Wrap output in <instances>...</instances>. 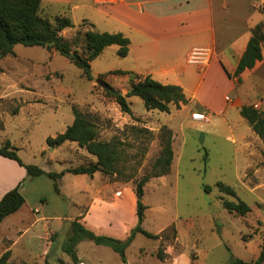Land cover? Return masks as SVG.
I'll list each match as a JSON object with an SVG mask.
<instances>
[{
	"label": "rangeland",
	"instance_id": "obj_1",
	"mask_svg": "<svg viewBox=\"0 0 264 264\" xmlns=\"http://www.w3.org/2000/svg\"><path fill=\"white\" fill-rule=\"evenodd\" d=\"M42 6L45 9L43 3ZM43 15L54 17L44 10ZM73 29L62 33L63 36L72 39L77 31L85 32L90 27L79 24ZM117 51L118 46H110L91 63L92 81L83 77L71 60L58 53L53 56V51L49 53L42 47L16 45L15 55L0 59V126L3 127L0 146L10 141L18 148L23 162L48 172L61 173L95 162V156L78 144L55 147L46 142L48 137L65 132L73 124L72 108L77 106L91 116L100 139L116 142L122 153L118 165L120 174L100 173L91 181L87 175L67 173L58 181L59 192L46 176L37 177L36 186H29L31 182H28L24 209L27 214L22 213L24 221L15 223L16 227L6 224L0 228V251L12 244L4 236L15 241L17 227L24 230L33 219L46 216V221L31 226L29 233L17 241L10 259L12 264H124L111 248L88 240L78 244L75 262L62 249L70 234L69 220L85 216L99 188L105 189L104 192L113 189L117 195L124 188L135 190L136 183L152 171L167 139L166 132L171 131L174 152L171 171L166 176L150 179L143 198L147 206L143 228L160 238L153 240L138 234L126 251L127 264H229L232 258L256 260L264 243V206L259 204L258 194L242 188L233 148L228 143L221 145L219 138L210 136L213 125L208 123L197 129L186 126L183 133L178 129L174 133L159 118L145 113L126 116L98 80L101 78L128 94L130 76L115 74V71L126 69L130 60L119 57ZM24 91L36 98L29 102L38 107L30 117L17 114L25 106L17 93ZM131 97L139 101L135 104L136 110L144 112L143 101L137 96ZM172 114L179 127L183 117L176 112ZM218 182L233 187L253 211L246 217L226 211L220 197L235 199L219 193ZM107 185L110 187L106 190ZM205 186L212 187V192L207 193ZM114 199L112 194L111 200ZM95 216L109 219L113 214L99 207ZM136 226L137 223L128 236ZM108 232L113 238L128 237L121 231ZM159 251L164 253V260L158 258Z\"/></svg>",
	"mask_w": 264,
	"mask_h": 264
},
{
	"label": "crops",
	"instance_id": "obj_2",
	"mask_svg": "<svg viewBox=\"0 0 264 264\" xmlns=\"http://www.w3.org/2000/svg\"><path fill=\"white\" fill-rule=\"evenodd\" d=\"M42 3L44 11L54 16L65 15L75 26L88 21L97 32L122 33L129 38L131 44L126 57L130 60L129 65L116 71L132 73L141 78L151 77L163 85L179 86L189 101L179 109L172 105L169 113L146 109L139 112L135 108L139 102L137 98L128 97L133 115L145 113L159 118L174 133L176 129L183 133L186 126L197 129L204 124L193 120L192 114L210 117L208 124L213 125L210 136L216 140L219 138L221 145L228 143L233 148L242 188L250 194H258V202L264 206V141L241 115V109L245 106H253L264 113V42L263 59L254 68L236 75L252 37V29L259 24L264 25V0H42ZM68 30L74 29H67L63 33ZM197 47L213 51L210 66L205 71L187 61L189 51ZM52 51L48 52L53 56L57 54L55 50ZM17 96L25 104L17 114L32 116L38 107L29 102L36 98L27 91L17 93ZM174 112L183 117L179 127L175 124ZM72 144L76 146L77 143ZM204 149L207 150V147ZM98 174L89 176L90 180L94 181ZM28 182L32 187L39 183L38 178L28 176L26 169L18 162L0 156V200L18 185L25 198L23 207L8 216L0 228L6 224L16 227L15 223L24 221L21 219H24L23 212L27 214L24 209ZM109 187L107 185L106 190ZM103 190L99 188L96 191L80 221L98 235L108 236V231H121L127 237L137 223L138 200L135 190L124 188L118 192L119 195L113 189ZM112 194L114 200H111ZM109 199L111 202H108ZM99 207L108 209L113 217H96ZM35 211L39 213L38 209ZM46 220V216L33 219L30 227ZM30 227L24 230L17 227L18 238L15 241L4 236L12 244L3 246L0 257L7 251L11 252L12 257L17 241L29 233ZM36 237L42 238L40 235Z\"/></svg>",
	"mask_w": 264,
	"mask_h": 264
},
{
	"label": "trees",
	"instance_id": "obj_3",
	"mask_svg": "<svg viewBox=\"0 0 264 264\" xmlns=\"http://www.w3.org/2000/svg\"><path fill=\"white\" fill-rule=\"evenodd\" d=\"M89 26L85 32L77 31L72 39L65 38L62 33L71 28H75L72 20L67 16L56 15L49 18L43 15L42 0H0V59L10 55H15L14 47L23 45L26 47H42L48 51L55 50L61 56L71 60L81 71L82 76L88 81L93 80L91 63L96 60L106 48L118 46L117 55L125 58L129 54L130 40L122 33H100L93 29V24L83 21L80 26ZM264 42V25L259 24L252 29V37L247 49L243 54L238 66L236 75H240L247 69L255 67L257 62L263 59L262 44ZM115 74L130 75V89L124 95L122 91L106 84L98 79L106 88L107 94L112 97L120 106L121 110L132 115L128 97H139L147 111L156 110L169 113L172 105L178 109L189 101L183 89L176 85H163L151 77L141 78L132 73L115 71ZM74 122L65 132L55 137H49L46 142L48 146L59 147L67 142L77 143L89 154L95 156L96 161L88 165L76 168H69L61 173L46 172L36 165H26L18 155V148L10 141L0 146V156L15 160L24 167L28 176L37 178L46 176L50 178L59 192L58 181L67 173L74 175L94 176L102 173L104 176L120 174L118 165L121 161L122 153L119 145L114 141H104L100 139L95 122L88 113L83 112L77 106L72 108ZM242 117L249 123L253 130L264 141V113L258 112L253 106H245L241 109ZM0 129H3L0 126ZM167 131V130H166ZM167 139L163 142V149L160 156L155 161L150 174L140 179L135 186L137 196V226L133 228L130 235L125 239H117L111 236L98 235L89 230L80 219L71 222L70 234L62 246L65 253L78 261L77 246L82 241H92L96 245L106 246L118 253L124 264H127L126 251L134 242L138 234L153 240H158L159 235L149 233L143 228L145 212L147 206L143 202L145 186L152 178H160L170 173L174 152L172 148V133L167 131ZM208 158H205V163ZM219 193L230 196L235 201H229L220 197L223 208L231 214L246 217L251 211V207L238 196L236 190L223 183L216 185ZM207 193L212 192V187L205 186ZM25 204V198L20 192V185L4 195L0 200V226L10 215L19 211ZM160 260H164V253L157 254ZM11 252L7 251L0 257V264L10 263ZM24 264V263H23ZM46 264H50L46 262ZM229 264H264V243L260 256L256 260L244 261L239 258H232Z\"/></svg>",
	"mask_w": 264,
	"mask_h": 264
},
{
	"label": "built area",
	"instance_id": "obj_4",
	"mask_svg": "<svg viewBox=\"0 0 264 264\" xmlns=\"http://www.w3.org/2000/svg\"><path fill=\"white\" fill-rule=\"evenodd\" d=\"M213 58V51L210 48H193L187 55V61L190 65L197 66L201 71H205ZM192 119L202 123H209L210 117L203 114H192ZM80 264H85L81 262Z\"/></svg>",
	"mask_w": 264,
	"mask_h": 264
}]
</instances>
